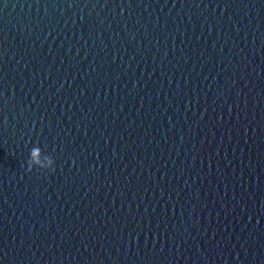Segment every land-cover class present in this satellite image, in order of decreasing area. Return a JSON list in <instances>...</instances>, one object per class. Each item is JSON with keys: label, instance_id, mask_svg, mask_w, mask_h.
Masks as SVG:
<instances>
[{"label": "water", "instance_id": "1", "mask_svg": "<svg viewBox=\"0 0 264 264\" xmlns=\"http://www.w3.org/2000/svg\"><path fill=\"white\" fill-rule=\"evenodd\" d=\"M0 264H264V0H0Z\"/></svg>", "mask_w": 264, "mask_h": 264}]
</instances>
